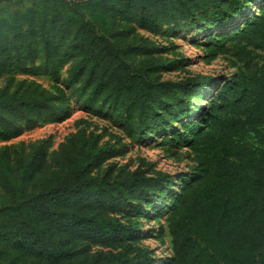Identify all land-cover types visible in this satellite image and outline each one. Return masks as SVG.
Segmentation results:
<instances>
[{"label":"trees","instance_id":"obj_1","mask_svg":"<svg viewBox=\"0 0 264 264\" xmlns=\"http://www.w3.org/2000/svg\"><path fill=\"white\" fill-rule=\"evenodd\" d=\"M255 3L50 0L41 16L31 5L0 18V141L65 110L59 85L52 93L33 81L12 84L10 75L58 80L67 67L65 84L84 109L105 112L134 140L185 118L161 143L186 147L196 164L176 182L148 162L100 174L115 147L83 128L53 149L45 138L0 146V264H151L146 246H91L136 239L135 216L166 198L169 264H264V0ZM231 24L221 39L237 69L206 106L212 76L160 80L167 63L138 35ZM224 45L209 46V57Z\"/></svg>","mask_w":264,"mask_h":264},{"label":"rangeland","instance_id":"obj_2","mask_svg":"<svg viewBox=\"0 0 264 264\" xmlns=\"http://www.w3.org/2000/svg\"><path fill=\"white\" fill-rule=\"evenodd\" d=\"M46 1L50 0H0V18L8 17L14 10L25 9L31 5L37 8L38 14L41 16L44 13ZM255 1L252 9L260 4V0ZM232 24L228 28L221 26L216 29L204 28L202 25L190 30L173 31L170 34L163 32L153 34L139 30L138 35L153 41L157 45V49L154 50L155 54L167 63L163 69L156 73L160 80L176 81L195 75L212 76V81L206 89L207 92L201 98V106H206L215 101L219 84L232 76L237 69L231 56L230 41L221 39L224 32L231 30ZM220 44H225L226 50L218 52L214 58H210L208 55L209 46L219 47ZM129 61L134 64L132 58ZM10 77L14 79L12 84L22 80L33 81L52 93H55L53 85H59L65 93V110L57 121H38L33 126L24 127L17 136L0 141L1 147L10 144H26L45 138L49 140L50 149H53L67 136L83 128L86 132L98 135L101 142H108L115 147L112 157L101 166L100 174H104L109 167H114L115 172L119 167L133 170L142 162L151 163L154 170L169 173L172 182H176L179 177L187 179L195 172L196 164L192 161V156L186 147L178 146L173 149L169 145L161 143L165 134L171 135V131L179 129V126L186 122L185 118L171 121L161 130L145 133L140 141L134 140L123 132L120 123L106 118L105 112L90 113L84 109L81 101L77 100L76 95L72 92V86L65 84L67 67L61 69L58 80L48 74H14ZM6 84L7 77H0V87ZM200 110L201 107L197 113ZM178 189L179 187L175 184L171 187V191ZM162 201L146 208L145 215L135 216L138 221V227L134 230L138 236L136 239L127 240L111 247L106 243L92 245L91 252L96 250L119 251L130 249L132 245L139 244L151 250V254L154 256L151 264H169L172 250L165 221L169 200L166 198L164 203ZM119 217L123 223H127L125 212L122 211Z\"/></svg>","mask_w":264,"mask_h":264}]
</instances>
